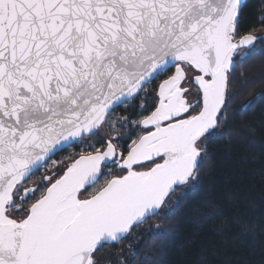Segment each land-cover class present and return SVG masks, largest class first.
<instances>
[{
	"label": "snow or ice",
	"instance_id": "obj_1",
	"mask_svg": "<svg viewBox=\"0 0 264 264\" xmlns=\"http://www.w3.org/2000/svg\"><path fill=\"white\" fill-rule=\"evenodd\" d=\"M245 7L0 0V264H133L122 242L199 181L264 43Z\"/></svg>",
	"mask_w": 264,
	"mask_h": 264
},
{
	"label": "trees",
	"instance_id": "obj_2",
	"mask_svg": "<svg viewBox=\"0 0 264 264\" xmlns=\"http://www.w3.org/2000/svg\"><path fill=\"white\" fill-rule=\"evenodd\" d=\"M246 25L260 27L261 0H245ZM230 118L211 137L199 181L122 243L156 264H261L264 243V45L236 63ZM250 107L241 110L242 102ZM159 225V227H155ZM119 246H113L118 251ZM127 251V249H125Z\"/></svg>",
	"mask_w": 264,
	"mask_h": 264
},
{
	"label": "flooded vegetation",
	"instance_id": "obj_3",
	"mask_svg": "<svg viewBox=\"0 0 264 264\" xmlns=\"http://www.w3.org/2000/svg\"><path fill=\"white\" fill-rule=\"evenodd\" d=\"M262 45H264V43H261V42H257V44L255 45V47H253V48H251L250 50H248V52H250V51H253V50H257V48L259 47H262ZM117 111L119 112V111H121V109H117ZM65 151H67V150H65ZM61 155H64V153H59L56 157H53V159H58L59 158V156H61ZM37 175H39V173H37ZM150 219V218H149Z\"/></svg>",
	"mask_w": 264,
	"mask_h": 264
},
{
	"label": "water",
	"instance_id": "obj_4",
	"mask_svg": "<svg viewBox=\"0 0 264 264\" xmlns=\"http://www.w3.org/2000/svg\"><path fill=\"white\" fill-rule=\"evenodd\" d=\"M151 218V217H150Z\"/></svg>",
	"mask_w": 264,
	"mask_h": 264
}]
</instances>
